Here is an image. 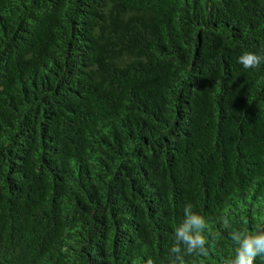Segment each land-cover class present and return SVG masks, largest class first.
Listing matches in <instances>:
<instances>
[{"label": "trees", "instance_id": "trees-1", "mask_svg": "<svg viewBox=\"0 0 264 264\" xmlns=\"http://www.w3.org/2000/svg\"><path fill=\"white\" fill-rule=\"evenodd\" d=\"M264 0H0V264H173L186 203L223 264L264 230ZM264 264V258L254 261Z\"/></svg>", "mask_w": 264, "mask_h": 264}, {"label": "clouds", "instance_id": "clouds-1", "mask_svg": "<svg viewBox=\"0 0 264 264\" xmlns=\"http://www.w3.org/2000/svg\"><path fill=\"white\" fill-rule=\"evenodd\" d=\"M237 63L245 70H255L264 64V53L245 51L237 57ZM209 224V219L195 211L192 203L183 206L182 218L171 233L169 253L173 264H184L185 256L206 254L210 246ZM221 227L229 230L233 244V253L223 264H254V261L264 258V230H233L227 218L221 219ZM147 264H152V261L149 260Z\"/></svg>", "mask_w": 264, "mask_h": 264}]
</instances>
